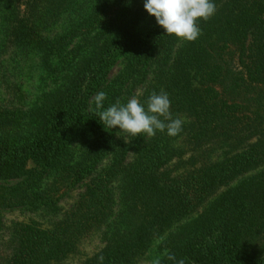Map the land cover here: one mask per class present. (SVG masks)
Masks as SVG:
<instances>
[{
  "label": "trees",
  "instance_id": "obj_1",
  "mask_svg": "<svg viewBox=\"0 0 264 264\" xmlns=\"http://www.w3.org/2000/svg\"><path fill=\"white\" fill-rule=\"evenodd\" d=\"M144 2L0 0V264H62L94 232L74 264H264V0H212L194 42ZM161 90L175 137L96 114L101 91L107 109ZM76 190L48 226L4 220Z\"/></svg>",
  "mask_w": 264,
  "mask_h": 264
},
{
  "label": "clouds",
  "instance_id": "obj_2",
  "mask_svg": "<svg viewBox=\"0 0 264 264\" xmlns=\"http://www.w3.org/2000/svg\"><path fill=\"white\" fill-rule=\"evenodd\" d=\"M144 8L155 17L165 34L189 42L196 41L201 34L197 21H207L216 11L212 0H145ZM105 99L106 93L103 91L94 97L96 114L104 127H118L120 133L131 137H138L141 133L151 137L157 131H166L167 135L175 137L182 131L183 121L173 118L170 98L164 90L159 94L153 91L146 101L147 107L133 97L126 104L117 100L105 109ZM100 260L102 261L103 257H100Z\"/></svg>",
  "mask_w": 264,
  "mask_h": 264
},
{
  "label": "rangeland",
  "instance_id": "obj_3",
  "mask_svg": "<svg viewBox=\"0 0 264 264\" xmlns=\"http://www.w3.org/2000/svg\"><path fill=\"white\" fill-rule=\"evenodd\" d=\"M2 29V25L0 24V32ZM3 57L5 59L8 58L7 52L3 53ZM10 95L5 92V88L0 87V100L3 101V99L9 100ZM78 197V190L73 191L69 196H67L62 202L61 205L63 206V210L60 215L52 216L48 213H31V212H22V211H5L4 212V220L6 223H11L12 221H37L41 223L44 226L50 225L53 221L57 220L62 216V213L68 210L71 205L74 203L76 198ZM98 232H94L88 237L84 238L79 246V252L68 258L64 263L62 264H74L79 260L85 259L87 256H90L93 254L96 250H98L102 243L100 241V238L97 234ZM156 250L152 249L151 251L147 252L146 255L139 258L137 264H150L151 261L156 257Z\"/></svg>",
  "mask_w": 264,
  "mask_h": 264
}]
</instances>
